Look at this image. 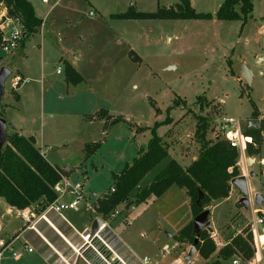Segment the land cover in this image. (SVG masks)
<instances>
[{"label": "rangeland", "instance_id": "rangeland-1", "mask_svg": "<svg viewBox=\"0 0 264 264\" xmlns=\"http://www.w3.org/2000/svg\"><path fill=\"white\" fill-rule=\"evenodd\" d=\"M30 1L47 30L33 33L10 52L4 51L1 40L0 71L7 68L11 74L3 95L0 89V115L22 133L35 136L52 164L68 166L69 172L63 174L69 180L84 184L86 201L78 210L63 212L77 232L91 228L94 219L103 215L95 204L113 185V173L132 164L138 151L147 149L154 132L166 139L169 155L146 175L143 187L172 159L183 165L196 159L198 115L208 118L207 138L213 141L224 119L238 120L246 129L248 119L258 112L255 119L260 116L263 130L246 131L253 139L246 157L254 155L250 147L260 150L249 167L254 172L250 181L264 197V0H251L253 11L246 20L218 19L216 12L225 0H189L196 12L213 14L211 19L121 17L171 7L185 10V0H61L54 7L57 0ZM64 59L82 77L79 81H74L76 75L69 79ZM229 60L246 63L253 72L250 84L231 72ZM199 95L204 96L202 101ZM101 110L104 113L99 115ZM168 117L172 122L165 123ZM13 125L8 133L16 131ZM87 144H95L90 153ZM239 199L234 189L229 199L207 207L213 206L208 230L219 243L217 251L236 236L250 245L246 237L250 211L238 204ZM7 205L0 197V247L25 225L15 209L11 214L6 210ZM115 211L114 217L103 216L112 230L105 239L122 259L129 252L139 260L148 257L153 264L181 260L205 264L198 252L187 261L192 245L178 244L174 237L194 219L191 199L183 188L173 185L160 197L148 195ZM9 219L14 223L9 225ZM40 223L52 227L41 220L35 229L38 233ZM117 239L127 252H121ZM57 242L70 263L103 264L88 252L76 260L79 255L67 240ZM39 243L37 236L34 240L22 236L13 245L19 255L6 252L0 264H53ZM239 252L243 253L237 250L223 264H233L237 258L247 264ZM60 254L54 255L60 258Z\"/></svg>", "mask_w": 264, "mask_h": 264}, {"label": "trees", "instance_id": "trees-1", "mask_svg": "<svg viewBox=\"0 0 264 264\" xmlns=\"http://www.w3.org/2000/svg\"><path fill=\"white\" fill-rule=\"evenodd\" d=\"M185 10L182 6L178 9H160L155 13H128L121 17H161V18H185V19H211V13L196 12L189 0L184 1ZM253 11L251 0H225L216 12V17L221 20L244 19ZM20 21L23 28L25 42L33 33L38 32L43 19L40 18L30 0H0V23L6 16ZM0 29V42L2 40ZM230 66L233 62L229 60ZM233 74H235L230 69ZM69 79L76 75L75 82L82 77L71 66L68 67ZM19 97V96H18ZM204 96L199 95L202 101ZM177 99L175 104L179 105ZM99 113H104L100 111ZM258 112H254V117ZM3 117V115H0ZM195 135L200 143L198 157L189 164L183 165L176 159H172L167 166L160 171L154 180L146 187L142 186V180L163 159L169 155V145L166 139L154 132L147 149H140L132 164L126 165L121 171L113 173L114 192L107 191L103 198L99 199L98 211L103 216L113 213L121 204L131 205L137 201L145 200L148 195L162 196L171 186L177 185L183 188L190 197L194 209V216L206 209L213 201L228 198L233 185L231 180L240 175L239 150L231 147L228 140L217 136L213 141L207 138L210 123L207 117L198 115ZM172 122L168 117L165 123ZM164 123V122H163ZM159 123H157L158 125ZM156 125V126H157ZM252 128V127H251ZM246 128L245 133L261 132V129ZM95 144H87V153L92 152ZM250 153L258 154V149L250 147ZM63 168L53 165L37 145L35 136H26L17 131L8 133L6 143L0 146V197L16 208L25 209L37 202H42L40 210H44L52 202L57 194L53 186L61 179ZM64 172H66L64 170ZM111 189V188H110ZM202 191L204 197L200 205L196 201ZM136 193V201L133 202V193ZM179 244H194L193 221L182 228L174 236ZM196 250L205 264H223L230 260L237 250L243 251V257L248 259L252 256V250L240 237H232L230 242L217 251V245L208 229L201 233ZM214 258V259H212Z\"/></svg>", "mask_w": 264, "mask_h": 264}, {"label": "built area", "instance_id": "built-area-1", "mask_svg": "<svg viewBox=\"0 0 264 264\" xmlns=\"http://www.w3.org/2000/svg\"><path fill=\"white\" fill-rule=\"evenodd\" d=\"M52 0H42L43 3H50ZM92 14V12H91ZM6 16L3 22L0 23V29L3 33L2 44L3 49L6 52H10L17 48L23 38V28L19 20L7 16L6 12L3 13ZM7 28V29H6ZM57 72H61V67L58 66ZM218 135L229 141L231 147L239 150L238 165L240 168V175L246 176L249 182L248 201L250 211L249 220V233L246 237L249 242V246L252 250L251 258L244 259L243 254L239 256L243 258L249 264H264V199L261 206L256 203V193L250 185V169L247 165L246 148L248 143L253 141L252 137L245 133V128L241 125L240 121L231 118H226L217 126ZM84 184L82 182H72L69 177L62 174L61 179L53 186L56 198L50 202L44 211L40 214H35L33 210L29 208L18 209L17 215L23 219L25 227L27 229H36V225L39 221L45 220L52 224L47 217V212H55L63 217V212L68 209L77 210L83 201H86V196L83 191ZM115 187H111L110 192H114ZM97 202V201H96ZM99 203L95 204L98 208ZM117 211L111 213V217L117 214ZM97 219L101 221L98 230L92 233V227H86L84 232H79L82 243L78 248L73 247L74 251L78 253L79 257L85 256L84 252L93 253L98 260L103 264H127L122 257L113 249V245L106 242L105 237L111 232L108 228L107 222L104 220L103 215L97 216ZM53 225V224H52ZM37 230V229H36ZM216 244L215 236L211 235ZM31 252L32 249L28 248ZM167 251V249L165 250ZM6 252H9L12 256L17 257L19 254L13 249L12 243L3 244L0 249V261L3 259ZM169 252V251H168ZM92 260L95 261L92 255ZM96 262V261H95ZM240 260L234 259L233 264H240ZM140 264H152L148 257L141 259ZM170 264H186L184 260L174 261Z\"/></svg>", "mask_w": 264, "mask_h": 264}, {"label": "crops", "instance_id": "crops-1", "mask_svg": "<svg viewBox=\"0 0 264 264\" xmlns=\"http://www.w3.org/2000/svg\"><path fill=\"white\" fill-rule=\"evenodd\" d=\"M61 0H57L55 3H54V5H52V7H54L55 5H57L59 2H60ZM51 3V2H50ZM33 4V3H32ZM51 7V8H52ZM91 12H92V14H91ZM90 12V15H94V12L93 11H91ZM44 21V20H43ZM43 24H45L44 22H43ZM42 26H44V25H42ZM47 28V25H45L44 26V28L42 29V27H41V29L39 30V31H42V32H46V29ZM24 43L25 42H23V43H20V44H22V45H24ZM19 44V45H20ZM63 59V58H62ZM262 59V58H261ZM67 64V65H69V66H71V67H73V65H71L70 64V62L67 60V59H64V64ZM74 68V67H73ZM62 72H60V74H61ZM101 114H103V113H99V115H101ZM103 116V115H102ZM3 118H5V117H3ZM98 118H100V117H98ZM6 119V118H5ZM259 120L261 119L260 118V116H259V118H258ZM7 120V119H6ZM260 122H261V120H260ZM9 125H13L12 123H10L8 120H7V129H8V127H9ZM261 125H262V123H261ZM246 126H247V124H246ZM261 127V126H260ZM247 128V127H246ZM13 130H16L17 132H19V133H21V134H24V133H22L21 132V130L20 129H18V127L17 126H14L13 125V128H12ZM24 135H26V134H24ZM26 136H33V135H26ZM41 149V148H40ZM260 151V150H259ZM259 151H258V154H259ZM258 154H256L255 156L253 155V157H254V159H253V162H252V165L250 166V168L254 165V163H255V159H256V157H257V155ZM247 160H248V158H247ZM250 161V160H249ZM54 165V164H53ZM57 166V165H56ZM65 171H66V173L67 172H69V167L67 166V169H65V168H63ZM250 185H251V187H252V189L255 191V192H257L258 193V191L257 190H255V188L253 187V185L251 184V181H250ZM234 189H236L235 187H234V185H233V188H232V191L234 190ZM232 191H231V194H232ZM237 191H238V189H237ZM231 194H230V196H231ZM230 196L228 197V198H225V199H229L230 198ZM96 200H98V199H96ZM218 201H220V200H218ZM218 201H216V202H218ZM213 202H215V201H213ZM8 204V203H7ZM41 204H42V202H37V203H34L33 205H31L30 207H28L30 210H33L34 212H35V214H40V213H42L43 211L42 210H40V208H41ZM34 207H36L37 209H35ZM212 205L210 206V213H212ZM5 208H6V210L8 211V212H10V214L12 213L11 211L13 210V209H15L16 210V212L18 211V209H16V208H14V207H12V206H10V205H7V207L5 206ZM78 210V209H77ZM17 214V213H16ZM47 214V217L49 218V220L51 221V223L53 224L52 225V227H50V226H48V225H46L45 223H43V224H39L38 226H39V228H38V230L40 231L39 233L38 232H36L35 230H33V229H27L26 227H25V225H24V228H23V230L22 231H19L18 233H16V235L14 236V238L12 239V240H5L4 241V244L5 243H12V246L14 245V242L17 240V239H21V237L22 236H24L25 238H27L28 240H34V238H35V236H37L39 239H40V243H39V246H40V250H41V252L43 253V255L44 256H46V257H48V258H52L53 259V264H73V263H70V261H68L63 255H61L60 254V250L59 249H61V245L59 244V242H57V241H64L65 242V240H67V243L69 244V245H71V246H73V247H76L75 245H80L81 243H82V240H81V237H80V235H79V232H77L76 231V229L73 227V225H71L70 223H68V221L66 220V218L63 216H61V215H59V214H57V213H55V212H47L46 213ZM7 215V214H6ZM16 217L18 218L19 216L18 215H16ZM195 217V216H194ZM20 218V217H19ZM22 219V218H21ZM249 219H250V212H249ZM95 220V219H94ZM12 223H14V220H11V219H9V222H8V224L10 225V224H12ZM45 224V225H44ZM110 230H111V228H110ZM34 234H33V233ZM111 232H112V230H111ZM118 241H119V239H117ZM80 241V242H79ZM120 242V241H119ZM227 242H230V241H227ZM120 244H121V242H120ZM179 244V243H178ZM226 244V243H225ZM3 246V245H2ZM2 246L0 247V249L2 248ZM122 251H124V252H127L126 251V248L124 247V245L123 244H121V252ZM29 252V251H28ZM32 252V251H31ZM196 252H197V250H196ZM58 253L62 256V257H64V258H62V257H60V256H58V257H60V258H57V257H55V255L54 254H56V255H58ZM199 255V254H198ZM6 255H4V257H5ZM11 256V255H10ZM3 257V258H4ZM89 257H90V255H89ZM123 257H124V259L126 260V261H128L130 264H140V261H141V259L139 260V259H137L136 257H134L133 255H130L129 254V252H127V254H125V255H123ZM80 259V257H77V259L76 260H79ZM123 259V260H124ZM75 260V261H76ZM124 260V261H125ZM61 261V262H60ZM125 261V262H126ZM205 261V260H204ZM230 260H228V261H224L223 263H227V262H229ZM242 262H245V263H247V264H249L248 262H246V261H242ZM233 263V262H232ZM153 264V263H152Z\"/></svg>", "mask_w": 264, "mask_h": 264}, {"label": "water", "instance_id": "water-1", "mask_svg": "<svg viewBox=\"0 0 264 264\" xmlns=\"http://www.w3.org/2000/svg\"><path fill=\"white\" fill-rule=\"evenodd\" d=\"M231 68L236 75L241 77L247 83L250 84L252 82L253 72L246 65L245 62H243V61L237 62V63L233 64ZM10 74H11V71L7 68H3L0 71V89H1L2 95H3V91H4L5 80L7 79V77ZM115 122H117V120L113 121V123H115ZM260 126H261V122L259 119L250 118L247 121L246 127L247 128H251V127L252 128H260ZM6 139H7V120L3 117H0V146L1 147L6 143ZM247 158H248L247 165H248V167H250L252 165L254 157L248 156ZM64 168L67 169V167H64ZM250 176L251 177L254 176V172H250ZM231 183H232V185H234V187L236 189H238V192L240 195V199L238 200V204L241 205L242 207L248 209L249 201H248L247 195H248V190H249V182H248L246 176H244V175L236 176L231 180ZM203 197H204V193L202 191H200L199 197L196 201L197 205L201 204ZM263 199H264V197L261 193H259V192L256 193L257 205L261 206ZM210 212H211L210 209L206 208L203 211H201L200 213H198L193 219V232L195 235V240H194V244L192 245V247L189 250L188 255H186V257H185V259L187 261L196 253V245L199 242L202 231L204 229L212 228V222L209 220ZM100 224H101V221L96 218L92 224V233H95L98 230Z\"/></svg>", "mask_w": 264, "mask_h": 264}]
</instances>
